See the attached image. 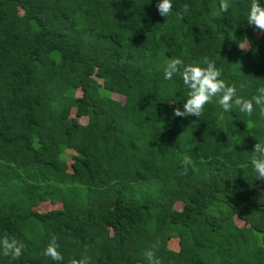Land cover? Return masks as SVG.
Masks as SVG:
<instances>
[{
	"label": "trees",
	"instance_id": "obj_1",
	"mask_svg": "<svg viewBox=\"0 0 264 264\" xmlns=\"http://www.w3.org/2000/svg\"><path fill=\"white\" fill-rule=\"evenodd\" d=\"M219 2L171 0L163 17L158 0H0V239L24 245L0 264H148L153 244L161 264H264V116L214 98L176 117L189 89L163 74L207 57L237 95L264 87L251 0ZM53 236L63 260L43 255Z\"/></svg>",
	"mask_w": 264,
	"mask_h": 264
},
{
	"label": "clouds",
	"instance_id": "obj_2",
	"mask_svg": "<svg viewBox=\"0 0 264 264\" xmlns=\"http://www.w3.org/2000/svg\"><path fill=\"white\" fill-rule=\"evenodd\" d=\"M159 14L167 17L171 14L173 5L171 0H158L156 5ZM230 4L228 0H220L219 10L222 13L228 12ZM189 5L184 4V11L187 12ZM177 18L182 19L180 13H177ZM247 23L254 25L261 33H264V6L259 3V0H251L250 7L247 11ZM249 43L239 44L241 50H247ZM201 62H192L185 64L180 58H171L165 61L163 70L164 79L172 80L174 75L182 77L184 85L189 89L186 102L183 104V110L179 107L174 108L173 115L176 117L196 116L201 117L204 113L206 104L212 103L214 98L221 106L223 112L231 111L233 106L239 108L243 113L252 115L254 106H258L260 114L264 116V87L257 89V95L251 98H244L237 95L235 84L229 85L225 80L221 79L222 72L215 65L214 61H210L207 57ZM220 120L224 119L223 113L219 116ZM253 158L251 164L257 173V178L264 179V143L257 142L252 150ZM183 163L192 165V160L189 156H185ZM59 244L55 236L51 238L43 255L50 257L53 261L63 260V256L59 251ZM24 245L15 238L5 236L0 239V254L12 259H18L23 253ZM158 244H153L149 250L145 252L148 264H161V260L156 256ZM70 264H90V257L84 256L81 259L73 258Z\"/></svg>",
	"mask_w": 264,
	"mask_h": 264
},
{
	"label": "rangeland",
	"instance_id": "obj_3",
	"mask_svg": "<svg viewBox=\"0 0 264 264\" xmlns=\"http://www.w3.org/2000/svg\"><path fill=\"white\" fill-rule=\"evenodd\" d=\"M255 34V33H254ZM243 44H246V43H243ZM79 94V93H77ZM111 98L114 99V100H117L119 103H123L124 99L121 97V96H118V95H115V94H112L111 95ZM70 116H73V111L70 113ZM77 121L80 123V124H83L85 122V119L84 118H79L77 119ZM66 162L69 163V159L67 158L66 159ZM59 205H50L49 203H46V202H41L39 205L35 206L34 209L37 210V211H47V210H51V209H56L58 208ZM180 203H176L174 205V208L175 209H179L180 208ZM236 222H238V220L236 219L235 220ZM242 223L239 221V223L237 225H241ZM173 241L170 242V249H174V245H175V242L173 243Z\"/></svg>",
	"mask_w": 264,
	"mask_h": 264
}]
</instances>
